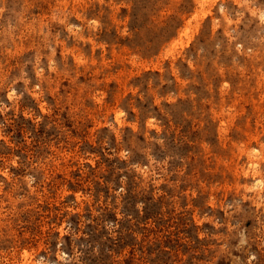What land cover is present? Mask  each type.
Wrapping results in <instances>:
<instances>
[{
  "label": "rangeland",
  "instance_id": "1",
  "mask_svg": "<svg viewBox=\"0 0 264 264\" xmlns=\"http://www.w3.org/2000/svg\"><path fill=\"white\" fill-rule=\"evenodd\" d=\"M0 264H264V0H0Z\"/></svg>",
  "mask_w": 264,
  "mask_h": 264
},
{
  "label": "bare ground",
  "instance_id": "2",
  "mask_svg": "<svg viewBox=\"0 0 264 264\" xmlns=\"http://www.w3.org/2000/svg\"><path fill=\"white\" fill-rule=\"evenodd\" d=\"M204 3H205V1H204ZM252 174H254V171H253V173ZM255 174H256V172H255ZM255 176V175H254Z\"/></svg>",
  "mask_w": 264,
  "mask_h": 264
}]
</instances>
